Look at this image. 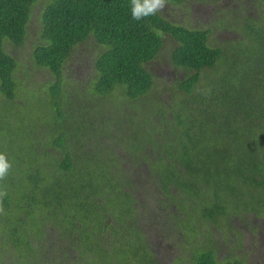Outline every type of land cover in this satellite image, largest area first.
I'll return each instance as SVG.
<instances>
[{"label": "trees", "instance_id": "1", "mask_svg": "<svg viewBox=\"0 0 264 264\" xmlns=\"http://www.w3.org/2000/svg\"><path fill=\"white\" fill-rule=\"evenodd\" d=\"M36 1L0 0V153L11 164L0 264H245L237 222L264 216V0H167L180 11L141 21L130 0H55L31 57L51 77L32 99L37 85L6 44L25 45ZM209 2L213 21L194 24L192 7ZM90 37L92 75L68 76ZM171 44L183 75L167 106L149 65ZM116 92L126 100L108 121L98 107ZM147 198L167 213L162 234L146 225ZM162 238L178 251L163 253Z\"/></svg>", "mask_w": 264, "mask_h": 264}, {"label": "rangeland", "instance_id": "2", "mask_svg": "<svg viewBox=\"0 0 264 264\" xmlns=\"http://www.w3.org/2000/svg\"><path fill=\"white\" fill-rule=\"evenodd\" d=\"M55 0H37L35 3H33L31 7V12H30V17L31 19L29 20L30 22L28 25V36H27V41L25 45L21 48L12 45L10 43L6 44V49L11 52V54L15 55L17 59L20 61V68L21 70L24 69L26 70L29 75L28 78H31V81L33 82L34 85H37L34 87V90L36 91H31L29 87V83H27L26 89L28 90V97L30 96L32 99H36L41 90L43 91L44 89H39V88H47L46 82L49 80L51 77V74L49 71H47L44 68L37 67L34 65V62L32 61V46L34 43V40H38L39 32L41 30V21H40V16H41V11L45 9V7L53 3ZM223 3V2H222ZM221 4V3H220ZM168 6L166 7L167 9L170 10H179L177 6L167 4ZM199 4H196L193 6V14L191 18H193V23L198 24L199 21L204 22L205 24H208L213 21L214 15H213V10L214 8L212 7V3H204L203 6H198ZM180 11V10H179ZM217 38L221 41L222 39L226 38H233L234 34L233 33H228L227 31L223 32H218L217 33ZM8 41V40H7ZM9 42V41H8ZM165 46L162 51L160 52L158 58L150 64V69L154 72V74L157 77L158 84H157V95L159 97V100L163 102L164 105H171L172 104V99L174 98L175 91L178 86V82L182 78V71L179 69H176L172 66L171 64V52L174 46ZM99 45L95 41L93 37H90L86 41L80 43L76 48L75 51L73 52V55L67 63L65 64V71L68 76H74L78 78L79 80L85 81L86 79L89 80L90 76L92 75V66L94 62V57L97 56V53L99 52ZM21 77H25L23 71L18 72ZM159 85V86H158ZM73 92L71 93H65V98L68 100H65V104L63 105H69L73 101ZM183 96V94H182ZM157 97L150 96L148 98V101L152 100L157 106H159L158 99ZM177 99H180L177 98ZM80 97L77 96L76 98V103L81 104L80 102ZM124 99L122 95L119 93H113L110 98V104H104L102 106L99 105L98 109L100 108L102 111H104V115L106 120L111 121L112 119H116L117 115L116 113L118 112V109L120 108L121 105L124 102ZM170 114V113H169ZM105 120V121H106ZM140 191H142V195L147 193L146 189L144 186L140 188ZM146 206L148 209H144V212L146 214V217H149V215H153V222L150 220L147 222V227L148 225H151L152 227L154 226L156 231L160 234L163 233V229L165 228V223L164 220L167 218V213H162L163 210L161 207H157L159 205L158 202H155L154 200H151L150 198H147ZM247 221H249L250 226L247 225L246 223H243L241 221L237 222V225H239L240 230H243L245 233L244 236V247L241 248V251H245L248 254H245L242 257V260L245 264H264V216H259L255 215L254 213H249L245 214ZM249 217H252L251 220H249ZM175 238L177 240H182L181 236L175 235ZM154 243L159 244V247L161 250H164L163 253L169 252L174 250L178 251L173 248V246L164 238L161 240H157ZM223 245V244H222ZM230 252V249L223 247L220 250V253L222 255H228ZM171 255L170 253H168ZM168 260L170 262V258L168 257ZM241 260V262H242Z\"/></svg>", "mask_w": 264, "mask_h": 264}, {"label": "clouds", "instance_id": "3", "mask_svg": "<svg viewBox=\"0 0 264 264\" xmlns=\"http://www.w3.org/2000/svg\"><path fill=\"white\" fill-rule=\"evenodd\" d=\"M167 0H130L131 18L136 21H141L147 17L154 16L157 13H163L167 7ZM11 164L7 157L0 153V181H3L9 174ZM7 195V191L0 189V200ZM3 209L0 208V212Z\"/></svg>", "mask_w": 264, "mask_h": 264}]
</instances>
